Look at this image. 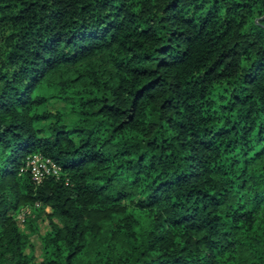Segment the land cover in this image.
<instances>
[{
	"label": "trees",
	"instance_id": "16d2710c",
	"mask_svg": "<svg viewBox=\"0 0 264 264\" xmlns=\"http://www.w3.org/2000/svg\"><path fill=\"white\" fill-rule=\"evenodd\" d=\"M25 207L42 264H264V0H0V264Z\"/></svg>",
	"mask_w": 264,
	"mask_h": 264
},
{
	"label": "rangeland",
	"instance_id": "374dc122",
	"mask_svg": "<svg viewBox=\"0 0 264 264\" xmlns=\"http://www.w3.org/2000/svg\"><path fill=\"white\" fill-rule=\"evenodd\" d=\"M44 108L50 112H64L66 110V105L62 101L51 100L46 104ZM70 118L71 117H67L65 120L69 122L71 120ZM46 212H49V210L46 209ZM33 219L34 212L30 211L29 209L25 220L21 223H16L18 224L20 231H22L28 237L25 253L26 255L32 257V261L30 264H42V245L40 240L49 230V224L46 217L42 216L33 224V226L36 228L35 232L25 230L27 220Z\"/></svg>",
	"mask_w": 264,
	"mask_h": 264
},
{
	"label": "built area",
	"instance_id": "2783aa9c",
	"mask_svg": "<svg viewBox=\"0 0 264 264\" xmlns=\"http://www.w3.org/2000/svg\"><path fill=\"white\" fill-rule=\"evenodd\" d=\"M20 174L29 173L36 185H40L46 178L53 177L58 179L61 175L60 167L50 159L44 158L42 155L35 153L29 155L19 169ZM29 209L22 208L11 216L17 223L25 220Z\"/></svg>",
	"mask_w": 264,
	"mask_h": 264
}]
</instances>
